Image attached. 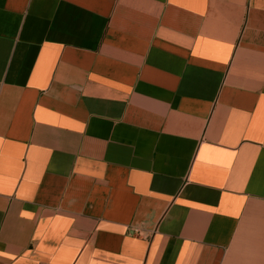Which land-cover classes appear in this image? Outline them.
<instances>
[{"label": "crops", "instance_id": "0c3cea01", "mask_svg": "<svg viewBox=\"0 0 264 264\" xmlns=\"http://www.w3.org/2000/svg\"><path fill=\"white\" fill-rule=\"evenodd\" d=\"M0 264H264V0H0Z\"/></svg>", "mask_w": 264, "mask_h": 264}]
</instances>
